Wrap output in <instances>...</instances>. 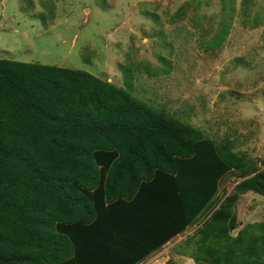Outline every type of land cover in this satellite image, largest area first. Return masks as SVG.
<instances>
[{"label":"trees","instance_id":"obj_1","mask_svg":"<svg viewBox=\"0 0 264 264\" xmlns=\"http://www.w3.org/2000/svg\"><path fill=\"white\" fill-rule=\"evenodd\" d=\"M244 167L86 71L0 59V264H138ZM235 188L264 198V170ZM196 263L250 264L209 250Z\"/></svg>","mask_w":264,"mask_h":264},{"label":"rangeland","instance_id":"obj_2","mask_svg":"<svg viewBox=\"0 0 264 264\" xmlns=\"http://www.w3.org/2000/svg\"><path fill=\"white\" fill-rule=\"evenodd\" d=\"M0 59L86 71L252 168L228 172L150 264H197L204 250L264 264V198L235 188L264 170V0H0Z\"/></svg>","mask_w":264,"mask_h":264},{"label":"crops","instance_id":"obj_3","mask_svg":"<svg viewBox=\"0 0 264 264\" xmlns=\"http://www.w3.org/2000/svg\"><path fill=\"white\" fill-rule=\"evenodd\" d=\"M194 226V225H193ZM193 226H188L182 233L176 235L174 238H172L170 241H168L166 244H164L161 248H159L158 250H154L152 252H150V254L141 262H139L138 264H150L151 262H149L152 258H154L155 256H157L160 251L165 247V246H171L176 239H179L183 236H185L187 234V232L193 227Z\"/></svg>","mask_w":264,"mask_h":264}]
</instances>
